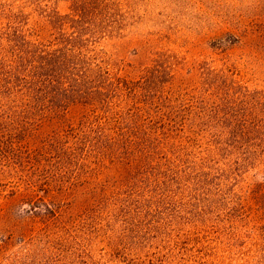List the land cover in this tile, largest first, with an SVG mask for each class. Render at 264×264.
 <instances>
[{
  "label": "trees",
  "instance_id": "16d2710c",
  "mask_svg": "<svg viewBox=\"0 0 264 264\" xmlns=\"http://www.w3.org/2000/svg\"><path fill=\"white\" fill-rule=\"evenodd\" d=\"M58 1L0 0L2 142L20 150L41 122L79 105L43 159L74 180L115 166L120 175L92 187L85 231L61 241L56 263L206 264L211 232L264 236V221L236 225L243 178H264V88L225 63L174 88L164 54L125 72L106 42L125 31L127 0H64V13ZM34 15L48 38L36 37ZM248 262L264 264V252Z\"/></svg>",
  "mask_w": 264,
  "mask_h": 264
},
{
  "label": "rangeland",
  "instance_id": "374dc122",
  "mask_svg": "<svg viewBox=\"0 0 264 264\" xmlns=\"http://www.w3.org/2000/svg\"><path fill=\"white\" fill-rule=\"evenodd\" d=\"M125 4V31L106 42L125 72L164 54L174 88H193L201 66L224 63L250 86L264 88V0H127ZM67 6L64 0L57 3L62 13ZM32 25L38 39L48 38L45 20L34 15ZM81 114V106L71 105L64 120H44L16 151H10L0 133V264H57L61 241L71 243L75 234L85 231L80 221L92 203V187L106 176L120 175L115 166L86 181L74 180L71 172L57 175L60 165L53 156L43 159L50 150L48 146L42 152L52 141L50 135L67 123L76 125ZM243 179L240 192L246 216L236 221L239 229L264 221V178L256 173ZM208 238L204 250H211V255L206 264H252L250 257L264 252V236L259 234L229 236L215 231ZM204 263L201 259L197 264Z\"/></svg>",
  "mask_w": 264,
  "mask_h": 264
}]
</instances>
